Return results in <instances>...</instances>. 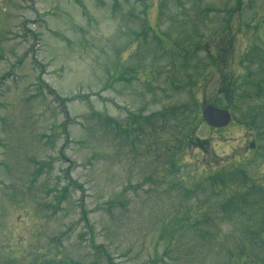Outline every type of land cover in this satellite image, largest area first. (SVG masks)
Here are the masks:
<instances>
[{
    "label": "rangeland",
    "instance_id": "rangeland-1",
    "mask_svg": "<svg viewBox=\"0 0 264 264\" xmlns=\"http://www.w3.org/2000/svg\"><path fill=\"white\" fill-rule=\"evenodd\" d=\"M0 264H264V0H0Z\"/></svg>",
    "mask_w": 264,
    "mask_h": 264
},
{
    "label": "water",
    "instance_id": "water-1",
    "mask_svg": "<svg viewBox=\"0 0 264 264\" xmlns=\"http://www.w3.org/2000/svg\"><path fill=\"white\" fill-rule=\"evenodd\" d=\"M203 119L209 127L223 129L229 126L232 116L228 110L208 106L203 111Z\"/></svg>",
    "mask_w": 264,
    "mask_h": 264
}]
</instances>
